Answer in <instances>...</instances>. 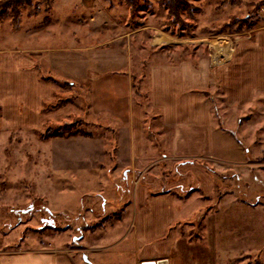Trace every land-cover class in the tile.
<instances>
[{
	"label": "rangeland",
	"instance_id": "1",
	"mask_svg": "<svg viewBox=\"0 0 264 264\" xmlns=\"http://www.w3.org/2000/svg\"><path fill=\"white\" fill-rule=\"evenodd\" d=\"M5 1L0 0V251L57 248L67 264H135L139 192L162 194L174 185L176 240L169 264H264V92L247 105L230 106L220 88L208 89L212 158L172 154V132L163 130L148 99L149 66L223 62L218 47L234 52L264 29V0H187L192 14L183 12L184 24L173 27L157 0L140 1L133 17L125 0H28L18 20ZM163 35L178 44L157 47ZM80 54L88 60L99 55L115 67L76 78L67 70ZM34 77L54 85L40 111L55 113L31 129ZM118 77L129 81L132 103L142 101L149 109L142 117L141 149L130 132L122 158L126 146L115 145V122L92 108L96 87ZM63 126L73 128L64 137H48ZM184 161L207 175H179Z\"/></svg>",
	"mask_w": 264,
	"mask_h": 264
},
{
	"label": "crops",
	"instance_id": "2",
	"mask_svg": "<svg viewBox=\"0 0 264 264\" xmlns=\"http://www.w3.org/2000/svg\"><path fill=\"white\" fill-rule=\"evenodd\" d=\"M252 38L251 42L240 43L234 52L223 46L218 47L221 52L223 51L224 59L223 62H215V65L209 62L196 67L192 61L186 60L176 63H154L149 66V106L160 113L163 130L172 132V154H180L181 158L186 159L196 157L200 153L213 157L212 108L206 95L210 87L220 88L225 102L230 106L247 105L256 94L264 92V29L255 30ZM159 40L156 46L160 48L178 44L177 39L171 35L161 37ZM85 56L89 54L85 53ZM94 58L88 60L81 54L74 55L67 72L77 78L86 72L97 71L99 67L107 71L115 67L111 61L108 63L101 60L99 55ZM92 62L93 70H89ZM50 65L54 68H64L61 61H51ZM119 79L121 81L106 83L107 87L101 89L96 87L92 108L93 111H97L95 114L107 115L115 122L116 128L113 130L118 135L115 145H118V149L126 146L119 154V158H122L128 153L130 132L135 134V147L141 149L142 117L149 109L142 101L134 105L129 94V81ZM99 82L97 79L93 80L94 84ZM32 84L36 90L32 94L35 99L32 106L35 110L32 114L34 122L27 126L35 129L54 116L55 112L42 114L40 106L43 101L52 98L55 89L53 84L39 82L35 77L32 78ZM5 115L6 113L4 114L6 120ZM120 133L124 135L123 145ZM186 161L181 163L179 175L194 174L195 179H200V175H207L201 166L194 162L188 164ZM177 185L181 187L184 183ZM173 188L174 185L170 186L166 193L153 192L151 195L152 192L149 191L148 195V191L141 188L139 193L142 199L138 202L139 208L136 210L133 226L134 249L136 248L140 255L135 264L152 261L158 264L162 260L169 264L168 253L176 240L172 228L177 224L171 194ZM116 190L115 194L118 195L119 190ZM18 249L21 250L0 251V264H67L66 257L63 259L57 248Z\"/></svg>",
	"mask_w": 264,
	"mask_h": 264
},
{
	"label": "trees",
	"instance_id": "3",
	"mask_svg": "<svg viewBox=\"0 0 264 264\" xmlns=\"http://www.w3.org/2000/svg\"><path fill=\"white\" fill-rule=\"evenodd\" d=\"M50 1V0H46ZM140 1H144L146 4H149L150 0H125V3L129 6L130 9V16L133 17L136 14V11L139 7ZM159 4L168 9V14L170 16V21L168 22V25L170 27H173L176 24H184V21L182 19V13L186 12L188 14H192L193 7L188 3L187 0H157ZM30 2L28 0H6L4 2L5 5L11 4L13 11H14V19L18 20L19 17V7L22 4H29ZM264 3V2H263ZM43 111H46L45 108H43ZM73 127H66L63 126L55 131H57L54 135H48V137H64L66 132H70ZM78 134H84L83 130L77 129ZM76 133V134H77ZM75 134V133H72ZM68 135V134H67ZM47 137V138H48Z\"/></svg>",
	"mask_w": 264,
	"mask_h": 264
},
{
	"label": "water",
	"instance_id": "4",
	"mask_svg": "<svg viewBox=\"0 0 264 264\" xmlns=\"http://www.w3.org/2000/svg\"><path fill=\"white\" fill-rule=\"evenodd\" d=\"M142 264H157V263L152 261V262H143ZM158 264H167V261L166 260H162Z\"/></svg>",
	"mask_w": 264,
	"mask_h": 264
},
{
	"label": "flooded vegetation",
	"instance_id": "5",
	"mask_svg": "<svg viewBox=\"0 0 264 264\" xmlns=\"http://www.w3.org/2000/svg\"><path fill=\"white\" fill-rule=\"evenodd\" d=\"M42 221H43L44 223H48V224H50V225H52V223H53V220H52V219H42Z\"/></svg>",
	"mask_w": 264,
	"mask_h": 264
}]
</instances>
